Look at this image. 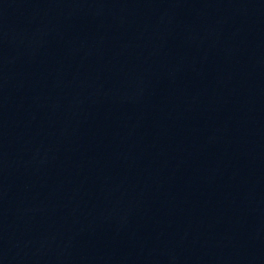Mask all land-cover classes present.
<instances>
[{
    "label": "water",
    "instance_id": "water-1",
    "mask_svg": "<svg viewBox=\"0 0 264 264\" xmlns=\"http://www.w3.org/2000/svg\"><path fill=\"white\" fill-rule=\"evenodd\" d=\"M0 264H264L122 0H0Z\"/></svg>",
    "mask_w": 264,
    "mask_h": 264
}]
</instances>
